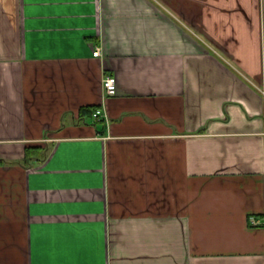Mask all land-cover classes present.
<instances>
[{
  "label": "crops",
  "instance_id": "0c3cea01",
  "mask_svg": "<svg viewBox=\"0 0 264 264\" xmlns=\"http://www.w3.org/2000/svg\"><path fill=\"white\" fill-rule=\"evenodd\" d=\"M263 91L264 0H0V264H264Z\"/></svg>",
  "mask_w": 264,
  "mask_h": 264
},
{
  "label": "built area",
  "instance_id": "2783aa9c",
  "mask_svg": "<svg viewBox=\"0 0 264 264\" xmlns=\"http://www.w3.org/2000/svg\"><path fill=\"white\" fill-rule=\"evenodd\" d=\"M93 55L94 56L100 55V48L98 46H96L95 49L93 50ZM102 87L104 89V92L107 95L114 94L116 92V78H115V76H113L111 74L105 75L102 78ZM263 95H264V91H263ZM92 115L96 119H98L100 117H106V115L102 113V109L99 107L93 111ZM249 220H250L252 225H260V221L255 217H250Z\"/></svg>",
  "mask_w": 264,
  "mask_h": 264
},
{
  "label": "trees",
  "instance_id": "16d2710c",
  "mask_svg": "<svg viewBox=\"0 0 264 264\" xmlns=\"http://www.w3.org/2000/svg\"><path fill=\"white\" fill-rule=\"evenodd\" d=\"M95 107L91 106L90 110H94ZM89 110V109H88ZM48 151V144L46 145H28L26 146L25 152H24V161L25 163H33L37 161L43 160Z\"/></svg>",
  "mask_w": 264,
  "mask_h": 264
}]
</instances>
